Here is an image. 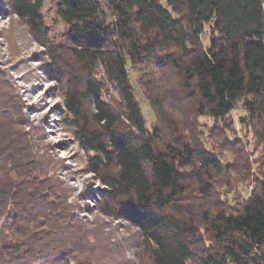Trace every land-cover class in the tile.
I'll return each instance as SVG.
<instances>
[{
	"label": "trees",
	"instance_id": "trees-1",
	"mask_svg": "<svg viewBox=\"0 0 264 264\" xmlns=\"http://www.w3.org/2000/svg\"><path fill=\"white\" fill-rule=\"evenodd\" d=\"M9 2L47 35L45 0ZM214 10L222 46L209 53L201 24ZM56 11L68 27L54 49L83 74L66 97L70 122L106 185L102 211L129 221L139 242L133 256L113 254L105 224L77 213L0 69V264H264V162L252 193L226 207L214 180L230 164L195 135L198 116L223 119L244 100L264 141V0H56ZM97 61L123 104L89 73ZM62 65L55 59L51 71L61 75ZM131 70L156 110L152 132ZM235 167L252 168L245 156Z\"/></svg>",
	"mask_w": 264,
	"mask_h": 264
},
{
	"label": "rangeland",
	"instance_id": "rangeland-1",
	"mask_svg": "<svg viewBox=\"0 0 264 264\" xmlns=\"http://www.w3.org/2000/svg\"><path fill=\"white\" fill-rule=\"evenodd\" d=\"M42 15L47 35L32 31L26 21L13 12L9 0H0V69L18 98L25 124H30L35 131V150L51 158V172L67 184L69 200L77 213L92 220L99 219L105 224V231L111 233V242L114 243L113 254L133 256L139 242L138 229L129 221L102 211L106 185L96 172L91 171L90 156L94 152L82 146L70 122L72 113L66 106V97L68 92L78 88L77 79L79 83L83 74L80 65L66 51L54 49L55 45L65 40L68 27L57 14L56 0H45ZM220 38L218 11L214 10L201 24V39L211 53L222 46ZM55 59L62 61L61 75L51 71ZM89 73L103 83L106 99L123 104L122 96L103 62H95ZM130 80L146 126L152 132L159 126L156 110L140 85L136 71L131 70ZM86 107L90 104L86 103ZM186 108L181 111L184 117ZM197 122V138L224 165L230 164L224 174L214 180V199L220 198L226 207H235L252 193L254 178L264 162V141H259L253 134L252 119L244 107V100H239L223 119L201 115ZM239 156H245L250 161V171L235 167ZM195 191L192 185L187 198H195L190 194ZM189 264L199 263L191 259Z\"/></svg>",
	"mask_w": 264,
	"mask_h": 264
}]
</instances>
